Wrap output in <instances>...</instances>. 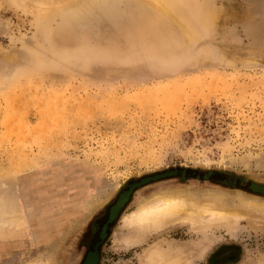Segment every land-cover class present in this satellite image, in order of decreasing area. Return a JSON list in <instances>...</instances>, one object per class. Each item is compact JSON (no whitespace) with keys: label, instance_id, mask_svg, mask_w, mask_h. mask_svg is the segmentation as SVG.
Wrapping results in <instances>:
<instances>
[{"label":"rangeland","instance_id":"rangeland-1","mask_svg":"<svg viewBox=\"0 0 264 264\" xmlns=\"http://www.w3.org/2000/svg\"><path fill=\"white\" fill-rule=\"evenodd\" d=\"M193 1L202 22L213 18L183 53L159 46L137 0L106 1L74 22L0 0V191L17 195L24 219L0 223V264H81L129 179L187 168L264 184V0ZM173 192L264 205L219 180L177 178L136 191L123 215ZM241 211L250 220L209 231L206 252L185 264H264V213ZM122 220L100 264H143L153 245L203 238L184 219L129 244Z\"/></svg>","mask_w":264,"mask_h":264},{"label":"bare ground","instance_id":"bare-ground-1","mask_svg":"<svg viewBox=\"0 0 264 264\" xmlns=\"http://www.w3.org/2000/svg\"><path fill=\"white\" fill-rule=\"evenodd\" d=\"M14 1H22L25 4L36 2L42 8H47L40 9L38 7H34L36 13L42 12L44 15H57L66 13V15L69 17V22H74L75 20L77 21L80 16L83 17L85 13L96 10L99 5L109 0H61V2L58 3H55V0ZM133 1L134 2L132 3H135L136 0ZM137 1L140 3H136L138 7L142 5L144 8H146V11H148L151 16H153L152 20L155 21L156 28H158L156 38L159 42V46L165 51L176 50L186 53L196 41L194 36L195 30L198 33L199 29H205L213 18V14L210 11L208 14L206 13L208 15L206 21L202 22L201 17L206 10L195 5L193 0ZM142 6H140V8ZM171 6H176V10H173ZM138 13L140 12L138 11ZM164 30L172 31L176 35L178 34L180 36L179 38L175 35V37L178 38V41H171L172 37ZM174 33L172 34L173 37ZM253 184L264 190V184L258 182ZM6 186L4 185L5 188ZM1 188L3 187L0 186V190H2ZM5 188H3V190ZM7 189H9V187ZM6 190H4V192H6ZM2 191H0V223L11 229L24 225V219L22 216L23 212L17 195L14 192H12L13 194L8 195ZM252 195L258 198L260 197L257 194ZM249 199L250 201H247ZM249 199H244L242 197L239 198L241 209L246 208L254 210L253 212L258 211L260 213H264V205L261 204V199H259L260 201L251 197ZM222 200L223 197L199 200L190 194H164L154 201L147 202L137 211H134L128 215L124 216L123 211L119 219L123 218L122 224L124 228L130 230L132 229L129 237L130 239H125L124 242L130 244L131 241L132 244H140L144 240V232H151L155 229L176 223L184 219L191 220L196 223L198 227L197 229L199 230L198 232L202 233L203 238H198V241H193L190 246L181 247L179 244H172L168 249L165 250L163 247H161L163 244L153 245L148 249L146 248L147 250L142 256L143 264H164V262H169L168 264H177V261H181L180 264H185L186 261L193 257L194 253H198V255H200L206 252L209 243L212 241L209 231H212L214 228L217 230L226 229L236 231L241 221L246 219L248 220L250 218L249 215L243 214L244 212H242L239 207H226L225 204H222ZM257 224L255 223V225ZM262 225H264V223H262ZM165 247L167 246L165 245Z\"/></svg>","mask_w":264,"mask_h":264},{"label":"water","instance_id":"water-1","mask_svg":"<svg viewBox=\"0 0 264 264\" xmlns=\"http://www.w3.org/2000/svg\"><path fill=\"white\" fill-rule=\"evenodd\" d=\"M177 178L181 180L189 178L202 181L219 180L223 184H230L232 187L245 190L249 194H257L260 197H264V190L253 184L255 182L244 181L236 176L221 175L215 171L199 173L187 168H172L144 175L137 179H129L119 189L116 200L107 206L104 216L93 225V240L88 245V251L81 264H100L101 250L110 236L111 229L117 223L121 213L127 208L136 191L156 182Z\"/></svg>","mask_w":264,"mask_h":264},{"label":"crops","instance_id":"crops-1","mask_svg":"<svg viewBox=\"0 0 264 264\" xmlns=\"http://www.w3.org/2000/svg\"><path fill=\"white\" fill-rule=\"evenodd\" d=\"M13 229H17V228H13Z\"/></svg>","mask_w":264,"mask_h":264}]
</instances>
